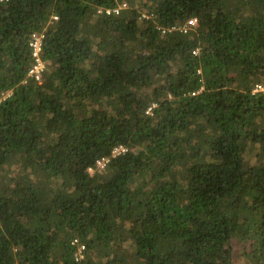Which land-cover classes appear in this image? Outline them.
Returning <instances> with one entry per match:
<instances>
[{"label":"trees","instance_id":"16d2710c","mask_svg":"<svg viewBox=\"0 0 264 264\" xmlns=\"http://www.w3.org/2000/svg\"><path fill=\"white\" fill-rule=\"evenodd\" d=\"M257 85L264 0L0 3V264H264Z\"/></svg>","mask_w":264,"mask_h":264},{"label":"built area","instance_id":"2783aa9c","mask_svg":"<svg viewBox=\"0 0 264 264\" xmlns=\"http://www.w3.org/2000/svg\"><path fill=\"white\" fill-rule=\"evenodd\" d=\"M6 1L8 0H0V3L6 2ZM126 8H127L126 3H121L116 8L105 10V14L106 15H112V14L118 15L121 10H124ZM142 18L148 20L152 18V15L144 12L142 14ZM52 19L57 20V17L53 16ZM194 25H195V20H191V21H188L187 25H184V26H177L171 29H161V33L165 34L166 31L167 32L179 31L181 33H186ZM43 38H44L43 33H34L31 35L30 42H29V46L31 48V55L33 57V64L30 70L28 71V77L34 79V81L36 82L41 81L43 71L45 70V67H46L41 57ZM254 92H264V87L261 85H257L254 89ZM125 152H126V149L123 146H117L113 149L111 153V157H115ZM108 162H109V158H102L100 160H97L95 163V168L88 169V172L92 174L93 171H103ZM73 244H78V243L77 241H74ZM83 250H84V246L79 245L78 250H77V256L79 259L82 258Z\"/></svg>","mask_w":264,"mask_h":264}]
</instances>
